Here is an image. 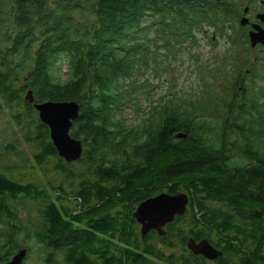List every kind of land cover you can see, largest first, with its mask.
Returning <instances> with one entry per match:
<instances>
[{"label":"trees","instance_id":"trees-1","mask_svg":"<svg viewBox=\"0 0 264 264\" xmlns=\"http://www.w3.org/2000/svg\"><path fill=\"white\" fill-rule=\"evenodd\" d=\"M241 10L235 0H0V117L32 149L15 165L0 141V264L33 246L45 264H264L258 69L240 92L224 78L220 88L166 92L148 106L138 99L209 36L247 47ZM190 63L215 80L198 54ZM27 90L36 103H79L69 130L82 143L77 161L57 155ZM159 192L185 193V212L164 235H141L133 212ZM189 238L222 254L197 257Z\"/></svg>","mask_w":264,"mask_h":264},{"label":"rangeland","instance_id":"rangeland-1","mask_svg":"<svg viewBox=\"0 0 264 264\" xmlns=\"http://www.w3.org/2000/svg\"><path fill=\"white\" fill-rule=\"evenodd\" d=\"M237 3H241V8L248 3L256 4L260 8H264V0H235ZM212 37V36H209ZM227 37L217 36L212 44H208L204 39L200 41L198 45L189 47L187 50H182L179 52L177 61L179 62V67L174 73H163L161 77L152 78L153 84L156 85L150 95L146 98L141 97L139 103L141 106H148L153 100H158V97L166 92H173L175 90L184 93H192L197 89L209 88V84L220 88V83L224 78L230 82L234 75H237L239 71L242 70L241 65L244 66L249 62H256L255 66L258 69V73L261 74V78L255 80V85L264 86V50H250L244 47L241 43L237 46H232L226 41ZM234 51H232V50ZM191 52L198 54L202 63L213 67L216 72L215 80L213 81V76L206 77L205 73H199L194 69V64L190 63ZM233 52V53H232ZM234 55V56H233ZM256 56L254 60L253 57ZM225 59L222 62V59ZM178 63L175 65L177 66ZM242 72V71H241ZM202 78V79H201ZM175 81V83H174ZM205 88V89H206ZM264 92V91H263ZM126 118L128 120L135 122L137 121V113L132 110H127L125 112ZM0 117V141L2 142L4 154H12V162L15 165H20V162L30 160L32 157V149L29 144H24L21 140V136L18 135L17 131L12 125L7 123V118L5 115ZM13 144L14 149L10 147L4 148L5 145ZM14 154H17L14 156ZM10 156V155H9ZM14 156V157H13ZM50 180L54 186L58 185L61 180L58 175H51L46 178ZM161 193V192H159ZM157 193V194H159ZM167 193V192H166ZM155 194V195H157ZM154 196V195H153ZM28 242H25V244ZM38 246H33L32 252L26 254L24 258L25 264H41V253ZM2 264H5L2 263Z\"/></svg>","mask_w":264,"mask_h":264},{"label":"water","instance_id":"water-1","mask_svg":"<svg viewBox=\"0 0 264 264\" xmlns=\"http://www.w3.org/2000/svg\"><path fill=\"white\" fill-rule=\"evenodd\" d=\"M219 1V0H217ZM246 10V8H245ZM258 18L264 22V13L258 14ZM248 22L246 17L239 20L240 25ZM250 47L257 44L264 45V29L252 25V30L248 33ZM24 98L33 103L39 120L48 128L49 138L54 146L57 155L65 162L70 163L78 160L82 154V143L79 139L69 134L72 122L79 115V103L75 100L33 102L32 92L27 90ZM176 138H183V133H176ZM188 197L183 192L170 194L161 192L141 201L135 208L133 216L139 224V232L145 235L153 230L158 235H164V226L172 222L175 216H180L185 212ZM187 249L195 256L200 255L204 259L214 260L222 252L213 247L206 239L195 241L189 238L186 243ZM27 254L26 248L18 249L5 264H21ZM45 264V263H41Z\"/></svg>","mask_w":264,"mask_h":264},{"label":"flooded vegetation","instance_id":"flooded-vegetation-1","mask_svg":"<svg viewBox=\"0 0 264 264\" xmlns=\"http://www.w3.org/2000/svg\"><path fill=\"white\" fill-rule=\"evenodd\" d=\"M246 8V10H245ZM260 13H264V8H260L258 6H256V4H251L248 3V5H245L244 7H242V10L239 14L235 15V18L237 19L238 23L240 18L242 17H246L248 19V22L245 25H240L241 26V30L246 34L247 37V43H246V48L250 49V50H259V51H263L264 50V45L261 44H257L254 48H250L249 46V40H248V33L250 30H252V25H256L259 26L260 28L264 29V22H262L260 20V18H258V14ZM253 59H256V56L253 57ZM256 62H249L244 66V63L241 65L242 67V72L239 71V73L237 75H234L231 78V82L232 84H236L237 90L240 92L241 89L243 88V85L246 82H250L251 79V70L257 68L255 66ZM200 255H197V257ZM202 257V256H200ZM207 260V259H206ZM215 260V259H214ZM214 260H209V261H214ZM213 264V263H210Z\"/></svg>","mask_w":264,"mask_h":264},{"label":"bare ground","instance_id":"bare-ground-1","mask_svg":"<svg viewBox=\"0 0 264 264\" xmlns=\"http://www.w3.org/2000/svg\"><path fill=\"white\" fill-rule=\"evenodd\" d=\"M66 262V261H65Z\"/></svg>","mask_w":264,"mask_h":264}]
</instances>
